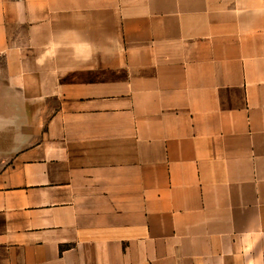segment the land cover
<instances>
[{"label": "crops", "instance_id": "obj_1", "mask_svg": "<svg viewBox=\"0 0 264 264\" xmlns=\"http://www.w3.org/2000/svg\"><path fill=\"white\" fill-rule=\"evenodd\" d=\"M0 264H264V0H0Z\"/></svg>", "mask_w": 264, "mask_h": 264}]
</instances>
